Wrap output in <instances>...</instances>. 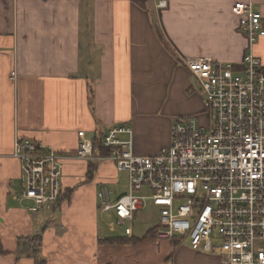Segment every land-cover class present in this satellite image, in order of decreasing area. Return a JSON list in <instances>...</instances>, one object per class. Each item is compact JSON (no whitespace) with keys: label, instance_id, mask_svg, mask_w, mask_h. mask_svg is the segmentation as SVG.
<instances>
[{"label":"crops","instance_id":"1","mask_svg":"<svg viewBox=\"0 0 264 264\" xmlns=\"http://www.w3.org/2000/svg\"><path fill=\"white\" fill-rule=\"evenodd\" d=\"M159 1L0 0V264H36L19 246L36 233L47 264H222L193 249L188 237L147 236L158 223L142 232L134 222L126 236L117 232L126 224L112 229L108 220L106 233L100 216L114 217L98 209L99 189L109 188L114 199L128 191V177L125 185L112 160L91 177L84 160H65L61 181L69 196L50 212L31 211L32 201L21 197L18 138L73 154L80 130L91 136L126 123L135 153H157L169 145L174 121L205 110L183 60L239 65L249 52L233 12L238 0H167L165 8ZM254 2L264 14V0ZM253 48L264 62V36Z\"/></svg>","mask_w":264,"mask_h":264},{"label":"built area","instance_id":"2","mask_svg":"<svg viewBox=\"0 0 264 264\" xmlns=\"http://www.w3.org/2000/svg\"><path fill=\"white\" fill-rule=\"evenodd\" d=\"M160 0L158 8L167 7ZM233 12L249 41L242 62H216L210 57L185 58L203 94L207 121L180 117L171 126L167 147L150 155L135 153L133 129L126 123L94 138L78 132L73 154L18 138L13 156L21 165L23 199L33 212L51 211L62 191L67 159L112 160L127 173L128 191L114 199L109 188L97 195L102 213L115 224H126L133 235L139 211L153 203L160 210L156 240L188 237L190 246L216 254L222 264H264V62L254 45L264 36V14L254 0H238Z\"/></svg>","mask_w":264,"mask_h":264},{"label":"trees","instance_id":"3","mask_svg":"<svg viewBox=\"0 0 264 264\" xmlns=\"http://www.w3.org/2000/svg\"><path fill=\"white\" fill-rule=\"evenodd\" d=\"M159 35L162 38V40L164 41L162 32H160ZM105 128L106 127H99V129L94 131L92 133V135L90 136V137L94 138V153L95 154H102V155L107 154L106 150H104L103 148L100 147V137L102 136V132L105 130ZM100 162L101 161H91L89 163L87 162L88 163V177L93 176V174L97 170L98 164ZM67 196H69L68 192L66 190L63 191V188H62V191L60 193V196H59L57 202L54 205V208L56 207V205H58L61 202V200L64 197L66 198ZM48 212H50V211H48ZM155 229H156V226L151 228L150 230H148L147 236L154 235ZM41 236H42V234L36 233L31 237L27 236L23 239H19V246H20V249H21L23 254H26V255L32 254V256L35 259L36 264H47L46 259L39 253V247L41 245ZM105 241L113 242V241H115V239L114 238H107V239H105Z\"/></svg>","mask_w":264,"mask_h":264},{"label":"rangeland","instance_id":"4","mask_svg":"<svg viewBox=\"0 0 264 264\" xmlns=\"http://www.w3.org/2000/svg\"><path fill=\"white\" fill-rule=\"evenodd\" d=\"M261 58H262V56H261ZM204 109L206 110L205 107H204ZM205 110L203 111V113H202V115L200 117H197V115H196L197 113L194 114V115H192V116L196 117V119L200 123L204 124L207 121V115H206V111ZM184 117H190V116H184ZM119 174H120L119 177H120L121 182L126 185V183H127V173L125 171H123V170H120V173ZM122 188H124V187H122ZM113 191L115 192V194H118L119 189L118 190H115L113 188ZM98 209H99V207H98ZM42 213H44V212L41 211L40 212V215H42ZM137 215L138 216H137V219L135 220L134 230L135 231L141 230L142 232H145L146 230H148L149 228L153 227L155 224L158 223V221H159V215H160V210L153 203H149V205L145 209L139 211ZM101 216H100V223L102 222V224L107 227V229L105 230V232L107 233L108 230H109V228L107 226V221L109 220L108 221V224H109V222L112 221V219L107 218L106 219V222H105L101 218ZM125 226L126 225H124V226H117V229H118L117 232L123 233ZM257 245L258 246H264V240L263 241H258L257 242Z\"/></svg>","mask_w":264,"mask_h":264}]
</instances>
